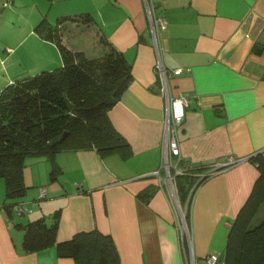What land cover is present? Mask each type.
<instances>
[{
    "label": "crops",
    "instance_id": "obj_1",
    "mask_svg": "<svg viewBox=\"0 0 264 264\" xmlns=\"http://www.w3.org/2000/svg\"><path fill=\"white\" fill-rule=\"evenodd\" d=\"M52 1L58 3L56 18L90 14L128 63L131 81L107 116L129 149L125 156L85 149L56 153L51 161L29 158L22 170L27 190L20 199L26 212L19 218L2 208L0 180V264H74L58 257L54 246L22 249L23 232L15 223H49L56 212L57 242L94 229L110 236L119 264H184L179 207L188 212L195 264L210 254L223 259L229 225L256 178L248 160L264 156V0H147L165 23L157 43L168 93L187 100L177 128L180 159L202 174L230 158L243 159L197 186L189 208L187 199L179 201L165 184L164 172L154 175L163 147L165 98L144 0ZM41 48L46 55L41 70H53L60 64L57 49L43 41ZM176 69L180 74L173 76ZM52 164L57 172L50 180ZM147 189L152 192L144 202L138 196Z\"/></svg>",
    "mask_w": 264,
    "mask_h": 264
},
{
    "label": "trees",
    "instance_id": "obj_2",
    "mask_svg": "<svg viewBox=\"0 0 264 264\" xmlns=\"http://www.w3.org/2000/svg\"><path fill=\"white\" fill-rule=\"evenodd\" d=\"M33 31L42 41L55 46L60 64L53 70L15 79L0 90L2 208L13 218L21 216L18 212L17 217L13 208L22 207L20 199L27 190L22 170L29 158L51 161L56 153L85 149L101 156L114 152L125 156L129 149L107 116L131 81L130 67L122 53L88 13L58 16L52 26L41 18ZM63 133L65 137L57 142ZM248 162L254 165L257 174L229 225L224 264H264V156L255 155ZM176 169L179 173L170 174L179 201L187 199L195 185L210 177L208 173L202 174V170L194 171L181 159ZM56 172L52 164L50 180ZM151 192L152 189H147L138 197L146 202ZM57 214L49 223L44 219L15 223L23 232L24 252L54 246L58 257L70 258L74 264H119L110 236L94 229L57 242Z\"/></svg>",
    "mask_w": 264,
    "mask_h": 264
},
{
    "label": "rangeland",
    "instance_id": "obj_3",
    "mask_svg": "<svg viewBox=\"0 0 264 264\" xmlns=\"http://www.w3.org/2000/svg\"><path fill=\"white\" fill-rule=\"evenodd\" d=\"M53 2L0 0V90L15 79L39 72L46 62L42 40L33 30L41 18L50 26L55 23L54 7L58 3ZM187 213L179 207L178 214L188 217Z\"/></svg>",
    "mask_w": 264,
    "mask_h": 264
},
{
    "label": "built area",
    "instance_id": "obj_4",
    "mask_svg": "<svg viewBox=\"0 0 264 264\" xmlns=\"http://www.w3.org/2000/svg\"><path fill=\"white\" fill-rule=\"evenodd\" d=\"M144 7L146 11V18L150 33V42L153 48L155 57H156V71L158 73L161 85L162 93L165 98V112H164V123H163V147L161 152V157L159 161V167L155 176H158L159 172L162 171L165 173V184L170 188L172 193L175 191L173 184V176L179 173L180 170L176 169L178 160L180 159L179 147L177 141V128L184 117V108L187 105V100L184 96L171 97L168 93L167 84H166V71L162 68L159 62V51L157 43V33L162 30L165 26L164 20L161 16L154 13L152 6L147 0H144ZM179 70H173L172 74L178 75ZM243 159H228L226 163L219 165L216 169H212L208 173L209 176H212L219 172L224 167L230 165H235L241 162ZM171 171L174 173L171 176ZM206 175V176H208ZM175 195V193H173ZM44 191H39V197H43ZM18 217V212L21 213V216L26 212L23 207L18 209V207L13 208ZM19 216V217H21ZM185 215L178 214V241L181 248V253L183 256L184 264H195L192 253H191V230L188 223L184 220ZM186 219V218H185ZM188 253H187V252ZM203 264H224L222 259L217 258L215 255H207Z\"/></svg>",
    "mask_w": 264,
    "mask_h": 264
},
{
    "label": "water",
    "instance_id": "obj_5",
    "mask_svg": "<svg viewBox=\"0 0 264 264\" xmlns=\"http://www.w3.org/2000/svg\"><path fill=\"white\" fill-rule=\"evenodd\" d=\"M65 137V133H63L62 135H60V137L57 139V142H60L63 138ZM196 189V185L192 188V190L190 191L188 197H187V205L190 202L192 193L194 192V190Z\"/></svg>",
    "mask_w": 264,
    "mask_h": 264
}]
</instances>
